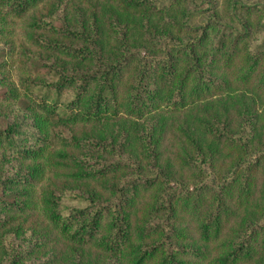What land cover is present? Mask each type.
<instances>
[{
	"label": "trees",
	"instance_id": "1",
	"mask_svg": "<svg viewBox=\"0 0 264 264\" xmlns=\"http://www.w3.org/2000/svg\"><path fill=\"white\" fill-rule=\"evenodd\" d=\"M79 1L0 0V264H264V0Z\"/></svg>",
	"mask_w": 264,
	"mask_h": 264
},
{
	"label": "rangeland",
	"instance_id": "2",
	"mask_svg": "<svg viewBox=\"0 0 264 264\" xmlns=\"http://www.w3.org/2000/svg\"><path fill=\"white\" fill-rule=\"evenodd\" d=\"M82 1H84V0L79 1V3L81 4ZM7 47H8V44L3 43V42H0V61L3 58L8 57L7 58L8 59L7 61H9V63H11V61L14 58H13L12 54L8 52ZM13 69H14V67H13ZM12 75L14 76V71L13 70H12ZM173 136H174V132H171V125H170L167 128V134H166L165 139H164V149H165V152H164V155H163V159L166 162L168 160H172V152H174V151H172V149H173V142H172ZM169 167H172V170H174L175 165L174 166L173 165H170ZM175 169H176V167H175Z\"/></svg>",
	"mask_w": 264,
	"mask_h": 264
}]
</instances>
